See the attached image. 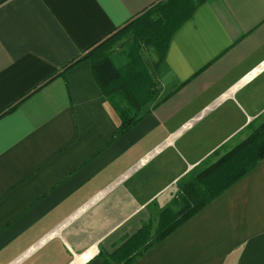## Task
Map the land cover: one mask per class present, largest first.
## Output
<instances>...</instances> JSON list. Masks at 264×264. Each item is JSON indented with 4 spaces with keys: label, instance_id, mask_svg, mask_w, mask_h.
Here are the masks:
<instances>
[{
    "label": "crops",
    "instance_id": "1",
    "mask_svg": "<svg viewBox=\"0 0 264 264\" xmlns=\"http://www.w3.org/2000/svg\"><path fill=\"white\" fill-rule=\"evenodd\" d=\"M158 1L0 0V264H99L264 122V0H206L109 143L88 62L59 73ZM132 264H264V157Z\"/></svg>",
    "mask_w": 264,
    "mask_h": 264
},
{
    "label": "trees",
    "instance_id": "2",
    "mask_svg": "<svg viewBox=\"0 0 264 264\" xmlns=\"http://www.w3.org/2000/svg\"><path fill=\"white\" fill-rule=\"evenodd\" d=\"M206 0H160L144 9L113 34L93 44L86 53L65 65L59 75L82 61L89 64L90 76L118 117L109 143L135 125L147 111L165 99L160 96L156 74L162 64L171 35L190 18L193 11ZM123 38L117 51L113 48ZM151 50L154 59L145 60ZM143 51V52H142ZM11 105L0 116L12 111ZM264 157V122L231 151L200 173V182H184L178 196L181 207L168 225L141 226L110 255L101 257L99 264H132L142 253L180 226L215 196L252 169ZM199 182V183H198ZM206 183V184H203ZM209 186L210 191L206 189ZM214 189V191H211ZM169 211L170 210H165ZM164 211V212H165Z\"/></svg>",
    "mask_w": 264,
    "mask_h": 264
},
{
    "label": "rangeland",
    "instance_id": "3",
    "mask_svg": "<svg viewBox=\"0 0 264 264\" xmlns=\"http://www.w3.org/2000/svg\"><path fill=\"white\" fill-rule=\"evenodd\" d=\"M122 41H123V38H121L120 40H118L116 42L115 47L113 48V52L117 51L118 46H119V44H121ZM142 55L144 56L145 60H147V61L151 62L154 59V54L152 53L151 50L145 51L144 54L142 53Z\"/></svg>",
    "mask_w": 264,
    "mask_h": 264
}]
</instances>
